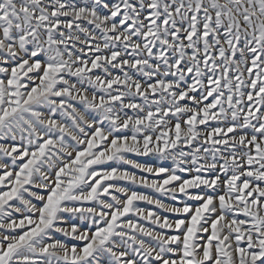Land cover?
Returning <instances> with one entry per match:
<instances>
[{
  "label": "snow or ice",
  "instance_id": "snow-or-ice-1",
  "mask_svg": "<svg viewBox=\"0 0 264 264\" xmlns=\"http://www.w3.org/2000/svg\"><path fill=\"white\" fill-rule=\"evenodd\" d=\"M0 264H264V0H0Z\"/></svg>",
  "mask_w": 264,
  "mask_h": 264
}]
</instances>
